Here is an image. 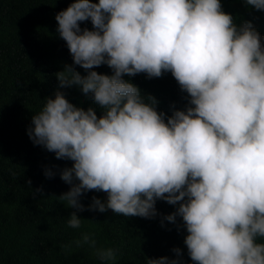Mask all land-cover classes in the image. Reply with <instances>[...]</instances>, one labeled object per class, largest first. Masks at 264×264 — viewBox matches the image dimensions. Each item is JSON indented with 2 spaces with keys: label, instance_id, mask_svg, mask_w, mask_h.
<instances>
[{
  "label": "clouds",
  "instance_id": "9594fccd",
  "mask_svg": "<svg viewBox=\"0 0 264 264\" xmlns=\"http://www.w3.org/2000/svg\"><path fill=\"white\" fill-rule=\"evenodd\" d=\"M245 2L264 10V0ZM55 19L73 59L56 72L59 85L79 86L102 109L57 89L31 117L33 143L72 161L60 172L70 184L60 200L141 217L157 214L158 198L176 205L164 218H182L191 259L176 246V256L147 264H264V35L250 20L237 24L221 0H72ZM102 63L111 74L95 70ZM165 71L189 100L171 115L124 78ZM89 190L106 198L85 206ZM81 222L69 214V226ZM75 243L117 259L119 250L96 247L93 233Z\"/></svg>",
  "mask_w": 264,
  "mask_h": 264
},
{
  "label": "trees",
  "instance_id": "16d2710c",
  "mask_svg": "<svg viewBox=\"0 0 264 264\" xmlns=\"http://www.w3.org/2000/svg\"><path fill=\"white\" fill-rule=\"evenodd\" d=\"M71 2L0 0V264H147L151 257L176 256L172 251L176 246L187 262L191 258L184 243L187 230L182 218L178 216L175 222L164 218L176 205L158 198L154 217L124 216L111 209L100 212L87 207L79 211L67 206L59 196L70 184L60 172L72 161L57 158L29 138L31 117L57 89L72 103L93 106L97 115L102 114L90 93H83L77 85L61 86L56 76L65 64H73L55 19V14ZM221 3L237 24L250 20L264 35V10L245 0ZM80 24L92 27L90 19ZM73 66L81 74L88 71L78 64ZM93 67L98 72H112L107 64ZM124 78L137 84L142 93L154 95L157 110L166 115L189 103L187 92L171 71L153 77L144 72L125 74ZM46 168L51 169V176L45 175ZM94 195L106 198L103 191L89 190L81 195V203L87 206ZM72 211L82 217L78 228L67 224ZM84 232L95 235L96 247L118 249L116 261L100 260L87 244L77 246L75 241Z\"/></svg>",
  "mask_w": 264,
  "mask_h": 264
}]
</instances>
